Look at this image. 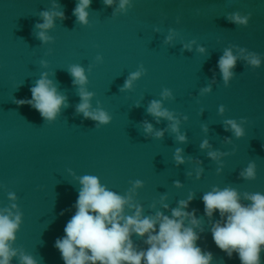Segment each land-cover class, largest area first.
Returning a JSON list of instances; mask_svg holds the SVG:
<instances>
[{"label":"water","instance_id":"water-1","mask_svg":"<svg viewBox=\"0 0 264 264\" xmlns=\"http://www.w3.org/2000/svg\"><path fill=\"white\" fill-rule=\"evenodd\" d=\"M78 2L0 0V210L22 213L10 242L17 250L11 264H21L22 254L39 264H64L53 244L75 212L79 178L85 174L130 194L143 205L144 215H171V208L195 193L190 209H198L201 223L193 227L204 230L197 243L213 252L212 264H241L238 255L228 257L212 240L210 229L220 215L218 210L214 217L205 215L202 196L216 185L238 189L244 203H250L245 193H264V0H130L126 9L119 8L120 0L111 5L92 0L87 24L73 12ZM44 11L65 13L46 30L52 37L47 42L36 27ZM237 11L252 14L247 25L229 19ZM200 46L206 51H198ZM228 48L241 58L226 86L218 60ZM248 53L260 54V67L243 58ZM73 64L85 68L83 87L94 93L91 109L106 110L112 117L107 124L97 127V121L77 111L81 85L73 83ZM141 64L147 71L123 88ZM44 73L66 97L53 121L16 102L31 98V87ZM209 85L211 90L202 93ZM166 88L171 96L162 95ZM152 100L180 121L186 141L172 130L175 121L149 113ZM233 118L244 136L226 125ZM145 121L152 132L144 130ZM158 130L164 131L162 137L155 136ZM205 139L209 143L202 148ZM177 148L183 149L184 163L174 159ZM210 151L224 155L213 159ZM252 161L257 176L245 179L240 173ZM199 168L203 172L197 178ZM138 179L144 184L134 188ZM165 196L167 209L161 202ZM126 212L134 209L126 207ZM133 239L139 248L148 247L146 237L134 234Z\"/></svg>","mask_w":264,"mask_h":264},{"label":"clouds","instance_id":"clouds-1","mask_svg":"<svg viewBox=\"0 0 264 264\" xmlns=\"http://www.w3.org/2000/svg\"><path fill=\"white\" fill-rule=\"evenodd\" d=\"M114 0H105L111 5ZM130 0H120L119 8L126 9ZM92 0H79L73 9L77 19L88 23V8ZM251 13L241 15L239 11L230 13L229 19L237 24L247 25ZM43 22L36 25L41 29L38 37L47 42L50 37L46 30L54 25L56 16L64 17L65 13L57 11H44ZM169 35L167 40H172ZM194 42V41H193ZM191 48L190 44L185 45ZM198 51L205 52L206 48L200 46ZM241 54L246 49L241 48ZM241 56L233 53L231 48L225 49L218 60V67L227 86L234 76L232 69ZM253 67H260L262 60L260 54L248 53L243 56ZM97 61H102L103 56L97 55ZM147 69L143 64L137 71L130 73L123 88H130L133 81L137 80ZM73 77V83L81 85V103L77 111L82 112L86 118L97 121V127L107 124L112 117L104 109H91L90 98L94 93L83 86L87 82L86 70L79 64H73L69 68ZM211 86L202 89L209 92ZM31 98L17 99L18 104H30L38 110L43 118L53 121L57 118L66 97L62 95L55 82L44 73L31 87ZM164 97L172 95L171 89H164ZM220 112L224 106H220ZM149 113L156 117H165L175 121L171 124L173 131L178 133L177 139L186 141L187 135L179 133L180 121L167 108L162 106L159 100H152L148 107ZM187 119V116H185ZM241 121H247V117H241ZM226 125H230L237 137L245 135V129L236 119H228ZM146 132L153 131L150 122H144ZM163 130L155 131L156 137H162ZM208 140L201 143V147L208 146ZM183 149L177 148L174 159L177 164L184 163ZM213 159H218L224 153L210 151ZM218 169L217 171H221ZM202 168L197 169L196 176L200 178ZM191 175V173H189ZM240 175L245 179H255L257 166L252 161L243 169ZM81 188L75 201V212L64 226V235L58 236L53 246L59 250L64 264H212L213 252L205 251L197 242L201 239L202 228L197 232L193 226H199L200 218L198 209L191 208V202L195 199V193H190L187 199H181L178 206L171 208V215L164 211H157L154 215H144L143 205L133 202V197L123 195L102 183L95 175L85 174L79 178ZM177 187L182 186L179 180L174 181ZM144 184L142 180L134 181V188ZM15 199V194H9ZM166 199L162 197L161 202ZM244 203L238 189L233 187L220 188L213 186L211 191L202 196L204 213L208 217H214L217 210L220 219L215 220L210 229L215 245L224 251L228 257L238 255L241 264H264L261 253L264 252V193H245ZM17 207L16 205L12 206ZM127 208L134 209L133 214H127ZM164 208L170 205L163 203ZM190 209V210H189ZM63 215V213H61ZM22 223V213L12 212L11 209L0 210V264H11L12 257L17 255V250L12 248L11 241L16 239V233ZM146 237L147 248H139L133 239V235ZM21 264H39L32 255L22 254Z\"/></svg>","mask_w":264,"mask_h":264}]
</instances>
